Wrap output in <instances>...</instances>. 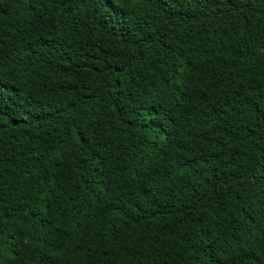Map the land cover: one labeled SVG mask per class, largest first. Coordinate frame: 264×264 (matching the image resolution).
I'll return each mask as SVG.
<instances>
[{
    "label": "trees",
    "instance_id": "trees-1",
    "mask_svg": "<svg viewBox=\"0 0 264 264\" xmlns=\"http://www.w3.org/2000/svg\"><path fill=\"white\" fill-rule=\"evenodd\" d=\"M0 264H264V0H0Z\"/></svg>",
    "mask_w": 264,
    "mask_h": 264
}]
</instances>
